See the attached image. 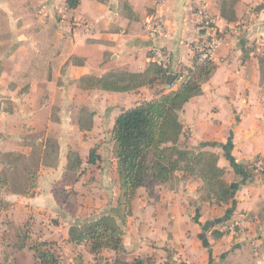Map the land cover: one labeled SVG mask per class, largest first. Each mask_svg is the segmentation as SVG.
Instances as JSON below:
<instances>
[{"label": "crops", "instance_id": "obj_1", "mask_svg": "<svg viewBox=\"0 0 264 264\" xmlns=\"http://www.w3.org/2000/svg\"><path fill=\"white\" fill-rule=\"evenodd\" d=\"M200 1L80 0L72 8L67 0H0V174L11 170L7 153L29 157L43 152L34 196L0 183L11 208L31 212L48 206L77 211L79 217L104 212L95 218L108 214L121 194L103 156L115 119L124 109L154 98L162 86L113 91L83 87L82 80L144 72L152 63L144 22L159 16L161 41L172 59L169 73L176 76L170 86L176 89L195 67L193 41L199 31L193 11ZM206 1L224 32L222 43L215 71L202 83V93L185 103L180 119L191 148L219 155L218 164L234 188L231 206L222 216L204 219L195 214L208 209L197 202L200 179L169 187L150 179L149 186L137 190L132 214L120 220L125 260L264 264V173L249 170L258 160L264 163V0H227V15L222 0ZM53 139L57 161L45 165ZM96 146L100 159L89 163ZM71 150H78L81 159L74 169ZM114 165L117 178L116 158ZM5 208L3 216L10 211ZM226 221L235 224L227 234L218 228ZM215 228L221 236L206 235ZM107 253L111 262L116 252ZM15 256L21 259L22 253Z\"/></svg>", "mask_w": 264, "mask_h": 264}, {"label": "trees", "instance_id": "obj_2", "mask_svg": "<svg viewBox=\"0 0 264 264\" xmlns=\"http://www.w3.org/2000/svg\"><path fill=\"white\" fill-rule=\"evenodd\" d=\"M79 1L67 0V4L74 8ZM226 3L227 0H222L223 15H227ZM194 66L190 75L186 76L176 89L170 86L175 78L170 80L171 74L153 61L141 73L109 72L100 78L82 80L83 87L113 91H129L143 85L162 86V89L157 91L154 98L124 109L116 117L112 140L121 191L118 204L108 214L70 226L69 242L75 245L87 243L90 252L94 254L100 253L103 249L116 252V256L109 264H144L140 258L129 261L121 257L125 252L124 232L118 219L125 221L132 214L137 190L147 180L166 183L173 179L177 171H184L187 175L198 176L203 180L205 188L208 189L204 200L210 203L215 201L218 205H227L231 202L234 188L224 179L225 169L218 164L219 155L208 150L189 149L180 142L184 132L180 112L186 102L202 93V83L211 78L216 68L213 62L203 64L195 62ZM42 157L41 149L33 151L29 157L22 153H7L5 159L11 170L1 172L0 183L11 192L34 196ZM99 159L97 147L92 148L88 162L94 164ZM34 161H37L38 165L27 164ZM80 164L81 159L77 155L73 163L70 162V168L74 169ZM214 233L215 236L222 235L217 230H214ZM26 244L27 241H23L20 249L25 248ZM53 245L42 242L40 247L30 246L35 249L39 264H61L54 249L56 246Z\"/></svg>", "mask_w": 264, "mask_h": 264}, {"label": "rangeland", "instance_id": "obj_3", "mask_svg": "<svg viewBox=\"0 0 264 264\" xmlns=\"http://www.w3.org/2000/svg\"><path fill=\"white\" fill-rule=\"evenodd\" d=\"M189 131L183 132V135L181 136L180 142L181 144L189 149L191 148L187 144V138ZM41 136V135H40ZM184 137V139H182ZM56 140L53 139L51 142V147H48L47 150L49 152H52L50 157L46 158L45 165H55L57 161V152L55 148ZM57 145V144H56ZM97 151L100 146H96ZM54 148V149H53ZM87 149V148H84ZM56 152V153H55ZM212 152V151H211ZM79 155L78 150H71L70 151V157L72 162L75 160L76 156ZM103 156H105L107 161L106 169L111 172V182L114 187L117 188L118 192L120 191V184L118 177L115 178V153H114V142L112 141V136L110 137V141L107 142L106 148H103ZM45 158V157H44ZM38 162L34 161L27 164L35 166ZM101 163H105V160H101ZM111 165H110V164ZM98 163V165H100ZM38 165V164H37ZM100 166H103L101 164ZM253 166V165H252ZM252 166H250L249 170H252ZM264 168V166H263ZM253 171V170H252ZM261 174L264 173V170L259 171ZM195 177L201 180L202 184L198 185L197 188L199 195L197 202H203L204 204H207L208 209H206L203 212H200V209L197 213H195L198 216H203L205 218H216V216L223 215L226 212V209L231 206V202H229L227 205H218L215 201H212L211 203L207 200H204V197L207 195L208 189L205 188V184L203 180L198 176H190L187 175L184 171H177L173 177V179L169 182H166V186H175L180 185L184 183V181H187V179ZM225 179V175H224ZM150 180V179H149ZM147 180V181H149ZM226 180V179H225ZM230 180V179H229ZM235 180V179H231ZM152 181V180H150ZM227 181V180H226ZM228 182V181H227ZM192 185L191 187H194L196 185ZM144 186H149V183H145ZM120 195V193H118ZM116 199V202H114V206L111 208L117 206L119 196ZM209 203V204H208ZM13 203L6 201L4 199V194L2 193V190H0V220L2 219V223H0V264H39L38 259L35 256V249L31 248L30 246H36L40 247V244L42 242H47L50 244H54L53 246L56 249V252L59 256V260L61 264H109V255L107 252V249H103L98 254H92L89 250V245L87 243L81 244V245H75L72 242L68 241V230L70 226L74 224H82L89 220H92L95 218V216L99 214H103L104 212L100 213H90L89 214H83L79 217V213L77 211H64V210H56L55 208H50L47 206L46 209H34L31 212L26 211V209L22 207H16L15 209L11 208V205ZM10 206V208H9ZM8 207V208H5ZM5 208V211L7 212L6 216H3V210ZM111 209L108 211L110 213ZM121 213H123L121 209ZM218 214V215H217ZM197 216V218H198ZM231 218H229L227 221H229ZM121 219H118V222H120ZM122 221V220H121ZM223 222L218 225V228H222L224 233L227 234L228 231H232L235 226V224H229V222ZM6 224V225H5ZM236 231L240 232L242 230L241 226L236 225ZM213 228V227H212ZM214 230L219 231L217 228ZM206 235L214 238H218L215 236V233L210 234V231H206ZM221 232V231H219ZM231 233H228L230 235ZM239 236H236L235 238H238ZM23 241H27L26 247L23 250H20V244ZM236 241L233 240V243ZM22 253L21 259L18 256H15V253ZM14 254V256H13Z\"/></svg>", "mask_w": 264, "mask_h": 264}, {"label": "built area", "instance_id": "obj_4", "mask_svg": "<svg viewBox=\"0 0 264 264\" xmlns=\"http://www.w3.org/2000/svg\"><path fill=\"white\" fill-rule=\"evenodd\" d=\"M193 14L199 31V37L193 41L195 62L196 64L213 62L217 57L224 32L219 28L216 18L208 10L206 0L200 1ZM144 23L151 41V59L169 73L172 59L169 50L161 41L164 30L163 19L159 16H150L145 19ZM263 166L264 163L258 160L253 164L252 168L260 171L264 170Z\"/></svg>", "mask_w": 264, "mask_h": 264}, {"label": "water", "instance_id": "obj_5", "mask_svg": "<svg viewBox=\"0 0 264 264\" xmlns=\"http://www.w3.org/2000/svg\"><path fill=\"white\" fill-rule=\"evenodd\" d=\"M174 78H175V76H174L173 74H171V75H170V80H171V79H174Z\"/></svg>", "mask_w": 264, "mask_h": 264}]
</instances>
